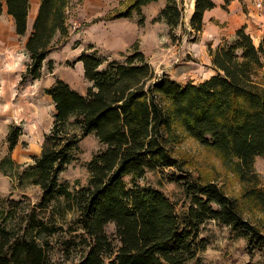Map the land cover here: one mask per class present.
Instances as JSON below:
<instances>
[{"label": "trees", "instance_id": "obj_1", "mask_svg": "<svg viewBox=\"0 0 264 264\" xmlns=\"http://www.w3.org/2000/svg\"><path fill=\"white\" fill-rule=\"evenodd\" d=\"M125 1L126 10L110 18L130 17L133 11L141 15L143 6L157 0ZM70 2L40 0L26 44L30 62L20 83L43 77L49 54L68 40ZM4 5L17 32L25 34L30 0H0V13ZM213 7L211 0H197L190 30L199 32L204 11ZM183 14L184 6L181 12L176 0H167L156 20L174 26ZM57 35L64 40L55 41ZM209 54L217 73L181 83L167 73L157 74L136 47L120 53L121 58L83 52L77 60L90 83L86 93L62 78L45 89L55 106L53 124L40 153L19 175L20 183L28 176L40 187L41 198L18 217L17 228L5 224L13 211L7 199L2 201L0 264H51V244L40 242L39 236L59 231L69 234L64 244L82 248L76 264H196L207 247L201 231L209 220L245 238L250 257L259 253L264 264V186L255 169L256 158L264 156V82L259 78L264 36L256 44L243 27L216 50L209 46ZM48 69L53 70L51 61ZM23 132L14 124L7 133L5 158L10 163L15 164L10 154ZM91 134L103 147L87 163L88 183L73 194L61 174L79 160L80 142ZM188 138L215 152L242 184L239 193L228 191L224 182L193 174L187 151L181 152ZM157 169H172L167 178L182 185L188 202L182 213L165 193L137 183ZM60 197L78 212L65 229L41 215L50 208L63 215L65 209L56 204Z\"/></svg>", "mask_w": 264, "mask_h": 264}, {"label": "rangeland", "instance_id": "obj_2", "mask_svg": "<svg viewBox=\"0 0 264 264\" xmlns=\"http://www.w3.org/2000/svg\"><path fill=\"white\" fill-rule=\"evenodd\" d=\"M176 1L179 10L183 12V0ZM166 4L167 0H157L143 6L141 15L133 11L130 17L110 18L115 13L126 10L128 4L125 0H71L67 20L69 38L58 50L52 51L45 61L42 86L34 88L28 81L19 82L12 87L10 99L4 102L5 107L10 106L5 109L7 113L0 115V206L7 199L5 203L13 211L5 224L17 228L14 224L18 222V217L41 198L40 187L32 184L28 176L20 183L19 175L33 162V156L40 153L44 134L53 124L55 108L44 88L47 77L63 78L73 88L86 93L90 83L85 78L83 63L77 60L83 52L96 51L109 58H121L120 53L129 52L133 47L144 53L157 74L173 70L171 76L181 83L204 79L213 70L207 63L209 46L216 50L232 41L235 35L221 38L216 44H203L200 33L184 26V15L180 16L179 23L174 26H170L163 18L156 20ZM59 39L61 42L64 40L57 35L55 41ZM198 47H203L206 51L194 50ZM50 61L53 64L52 75L48 69ZM259 78L264 82V68L260 71ZM14 124L21 125L24 130L19 144L10 154L15 164L5 158L9 154L6 136ZM102 147L93 134L80 142L79 160L69 165L61 174V179L73 194L88 183L87 163ZM182 151H187L186 155L190 158L189 169L195 176H209L220 183L224 182L227 190L235 194L242 189L240 181L227 173L223 161L214 151L191 138L183 142ZM255 169L264 186V156L256 158ZM170 171L172 169L147 171L137 183L162 191L176 210L182 213L187 209L188 202L184 198L182 185L167 178ZM125 181L131 186L130 176ZM65 203L67 201L64 197H60L56 203L60 206L59 209H65L63 215L57 210L51 212V208L41 215L46 221H53L65 229L78 216V212L65 206ZM1 221L0 215V223ZM107 230L109 233L114 232V224L108 225ZM201 236L207 240V247L199 254L196 264H262V256L258 253L250 257L246 239L234 237L228 226L209 220L202 226ZM39 237L40 242L48 241L51 244V264H76L79 261L82 248L76 244H64L69 234L59 231Z\"/></svg>", "mask_w": 264, "mask_h": 264}, {"label": "crops", "instance_id": "obj_3", "mask_svg": "<svg viewBox=\"0 0 264 264\" xmlns=\"http://www.w3.org/2000/svg\"><path fill=\"white\" fill-rule=\"evenodd\" d=\"M211 1L214 3V7L204 11L202 29L198 32L201 35L203 44L207 42L216 44L218 41H221V38L233 37L243 27L251 35L254 42L256 44L259 43L260 39L264 36V17L255 7L254 0H233L229 4H226L224 0ZM39 4L40 0H30L27 31L23 35L17 32L15 20L8 13L6 5H4L3 11L0 13V115L7 113L5 109L10 106L5 107L4 102L10 99L11 92L13 91L12 87L17 86L21 81L22 75L30 62L26 44L33 31ZM194 50H199V52L206 51L203 47L194 48ZM209 58L210 56L207 57V63L212 66L213 70L204 79L195 82L209 79L217 73ZM44 68L45 62L43 70ZM172 72L173 70L170 72L164 71V73L170 76ZM49 74L52 75V72H49ZM171 77L175 79L174 76ZM42 79L43 77L40 79H29L28 82L33 87L42 86ZM56 80L57 78L47 77L44 88H50ZM47 95L52 100L51 96Z\"/></svg>", "mask_w": 264, "mask_h": 264}, {"label": "water", "instance_id": "obj_4", "mask_svg": "<svg viewBox=\"0 0 264 264\" xmlns=\"http://www.w3.org/2000/svg\"><path fill=\"white\" fill-rule=\"evenodd\" d=\"M196 2L197 0H184V3H183V6H184L183 15L185 18L184 26H186L188 29H191L190 21L195 13Z\"/></svg>", "mask_w": 264, "mask_h": 264}, {"label": "built area", "instance_id": "obj_5", "mask_svg": "<svg viewBox=\"0 0 264 264\" xmlns=\"http://www.w3.org/2000/svg\"><path fill=\"white\" fill-rule=\"evenodd\" d=\"M254 5L260 12V14L264 17V0H254Z\"/></svg>", "mask_w": 264, "mask_h": 264}]
</instances>
